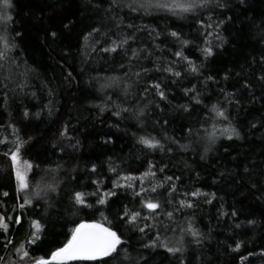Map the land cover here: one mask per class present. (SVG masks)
<instances>
[{
  "label": "trees",
  "instance_id": "obj_1",
  "mask_svg": "<svg viewBox=\"0 0 264 264\" xmlns=\"http://www.w3.org/2000/svg\"><path fill=\"white\" fill-rule=\"evenodd\" d=\"M158 2L172 0H117L112 8L111 0H12V19L0 21V36L14 45L0 44L6 51L0 59V213L13 217L8 232L0 230V264H31L20 261L14 249L30 238L32 220L43 225L41 238L27 245L30 257H38L61 247L76 223L101 220V213L111 222L105 226L121 236L119 253L66 264H179L180 253L145 247L157 236V243L183 247L184 264H264V82L258 80L264 69V0H213L188 13L157 8ZM125 36L131 39L115 52L103 51ZM205 48L213 52L207 58ZM245 80L251 89L243 87ZM185 89L192 91L185 95ZM226 92L235 95L225 97ZM214 104L227 119L216 116ZM227 127H235L240 138L229 139ZM64 128L67 136L61 137ZM140 137H154L163 147L146 148ZM18 140L24 142L20 160L34 166L31 186L58 185L56 193L33 198L23 209L18 205L25 193L16 191L4 155ZM150 164L155 176L144 177L145 189L165 177L173 181L143 194L161 205L146 218L149 210L133 191H139ZM127 175L136 179L118 182L133 187L113 189ZM110 190L116 195L97 204ZM75 191L85 193L92 207L75 205ZM181 200L194 206L181 208ZM125 207L140 211L135 224L120 219ZM189 223L203 234L199 245L181 231ZM8 239L13 243L5 248ZM237 241L241 247L233 251Z\"/></svg>",
  "mask_w": 264,
  "mask_h": 264
},
{
  "label": "snow or ice",
  "instance_id": "obj_2",
  "mask_svg": "<svg viewBox=\"0 0 264 264\" xmlns=\"http://www.w3.org/2000/svg\"><path fill=\"white\" fill-rule=\"evenodd\" d=\"M213 2V0H172L171 3H156L154 6L157 8H164L168 11L173 12H179V13H188L193 12L198 8H206L208 5ZM117 3V0H111V4L109 5L110 8L115 6ZM12 0H0V21H3L5 24L12 19V17L9 15V9L12 8ZM132 8V11H137L138 9L136 7H132V5H128ZM151 7L153 5L148 4H141L140 7ZM219 7H225L224 4H219ZM202 23V22H201ZM220 23H223V21H220ZM129 28L132 27V25H128ZM211 27V25H209ZM216 27H219V24L216 25ZM93 31H96L94 29ZM211 33H209L210 35ZM20 33H16V36H20ZM53 36H55V33H52ZM171 35L173 37H179V33L173 31L171 32ZM87 38V37H86ZM131 39V37L125 36L123 39L119 41V43L114 42V46L111 48H105L103 51L105 52H115L118 47H121L125 45L128 40ZM184 44H187L188 41H183ZM0 44H3L4 49H8L9 47H12L14 45H9L7 38L5 36H0ZM205 57H209L213 54L211 48H205L204 50ZM137 51L134 49L132 52V56L135 57L137 55ZM6 55V51H0V59H3ZM175 56L182 57V52L177 51L175 52ZM183 59L187 60L186 57H183ZM255 62V61H254ZM189 68L192 72L198 71V68L191 62L188 61ZM260 64L264 66V56L260 57ZM167 72H172L174 76L179 77L181 74L180 72H173L172 68L165 69ZM138 76L139 73H136ZM227 78V77H225ZM211 79V77H209ZM258 80L261 82H264V69H262L261 75L258 77ZM130 85H125V88L128 89ZM156 89L157 95L160 96L161 99H165V93L161 90L159 83H154L152 85ZM244 88L251 89V84L249 81L245 80L243 84ZM147 91V89L145 90ZM192 91L190 89H185V95H188L189 92ZM234 93H225V97H232L234 96ZM264 98V97H262ZM196 103H200V100L198 98H193ZM255 99V98H254ZM180 107H183L185 111L188 110V105H182ZM103 111V108L101 109ZM127 111V109H125ZM212 111L215 112L217 117H222L224 119H227L225 116V110L222 108H219L217 105L212 106ZM143 113V109L140 110L139 114ZM116 115H119V113H115ZM28 115V112L25 111V116ZM252 127H255V125H252ZM224 131L228 134V138L231 139L233 136L236 138H240L239 132L236 130L235 127H227L224 129ZM61 137L67 136V129L64 128L60 132ZM208 139L210 142H215V136L213 133L208 134ZM175 142V141H174ZM23 141L18 140L15 145V150H12L9 153H5L4 155L7 156L11 161V172L12 176L14 177L15 184H16V191L18 193H25L23 196V203H20L18 205L19 208L23 209L26 205H32L33 198H42L43 196L47 195L49 192L56 193L58 190V185L56 184H45L41 185L39 183L36 184L35 187H32L29 180L28 173L33 169L32 163L25 160L21 162L20 160V148L23 145ZM77 143H79L77 141ZM139 143L144 145L146 148H162L163 145L160 144L159 140H156L154 137H140ZM181 148H185V145H180ZM209 149L205 148V152H207ZM171 151V149H169ZM203 159V156L201 157ZM152 165H149V171H146L145 173L141 174V187L139 191H133V195L136 197H141V208H146L149 210V217L152 214L156 212L157 209L161 207L159 201H154L152 199H143V194L147 191H151L152 193H155L157 188L163 187L165 183H171L173 181V177H165L164 181L158 184H155L151 187V189H145L143 187V180L144 177L147 176H155V173L151 171ZM96 165H92L91 171L95 172ZM112 172H115V168L109 169ZM161 171H163V168H161ZM247 171V169H245ZM136 177L132 175L127 176H121L118 177L117 181L113 182V189L117 188H132L133 185L131 183H125L120 184L119 180L124 181H133ZM176 179H179V177H176ZM93 183H97L96 181H93ZM175 184H172V187L169 189V193H172L175 191ZM31 191V195H28L27 193ZM199 190L192 192V196L199 195ZM4 196H8L7 192L2 193ZM87 195H96V193H90ZM115 191H108L104 193V195L99 198L96 203L99 205H105L108 200L107 198L110 196H115ZM86 194L80 191H75L72 196L71 200L74 202L75 205L81 206V207H92V205L88 204L86 201ZM17 199H20L18 196ZM211 203V200L208 201ZM181 208H190L194 205L190 201H184L181 200L179 202ZM141 213L140 211H131L127 207H125L123 213L120 216L121 220L126 221L128 224H135L137 219L140 217ZM169 217H171L172 213H167ZM233 216L236 215V212L233 211ZM101 220H81L79 223H76L73 228L70 229V235L67 238V241L63 243L61 247L56 248L55 250L51 251L50 254L47 256H38V257H30L29 251L27 250V245L35 244L36 241H38L40 237V233L43 229V225L40 223L39 220H32L30 222V238L19 244L15 249L14 252L18 259L20 261H26L31 259V264H66L67 261L71 260H96L102 257H110L114 253H119L118 246L122 244L121 236L118 234L117 231L113 230L112 226H105L107 224H111L110 221H108L107 217L104 216L103 213H101ZM13 220L12 216H6L4 213H0V230H2L4 233H7L9 230V223L8 221ZM15 223L20 224L22 222V219L20 216H16L14 218ZM249 224H254V221H248ZM239 227V225H237ZM141 232L144 231V228L139 229ZM182 232H187L192 237V243H195L196 245H199L201 241L204 239L203 234L195 229L191 223H189L187 229H181ZM159 236H157V240L150 242V244L145 245V247H162L166 248L168 253L171 254H177L180 253L181 256L179 258V264H184L183 260V247H169L165 242H159ZM13 241L11 239H8L4 243V247L7 248L9 245H11ZM241 247V242L237 241L235 244V247L232 249L233 251H238ZM124 258L128 259V255L125 251ZM241 259H245V257H241Z\"/></svg>",
  "mask_w": 264,
  "mask_h": 264
},
{
  "label": "rangeland",
  "instance_id": "obj_3",
  "mask_svg": "<svg viewBox=\"0 0 264 264\" xmlns=\"http://www.w3.org/2000/svg\"><path fill=\"white\" fill-rule=\"evenodd\" d=\"M21 162H23V161H21Z\"/></svg>",
  "mask_w": 264,
  "mask_h": 264
}]
</instances>
